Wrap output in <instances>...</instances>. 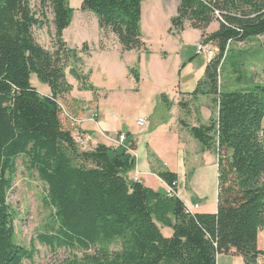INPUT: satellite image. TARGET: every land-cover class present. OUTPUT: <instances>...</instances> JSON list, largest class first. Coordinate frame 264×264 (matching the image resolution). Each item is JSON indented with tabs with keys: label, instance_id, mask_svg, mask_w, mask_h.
Here are the masks:
<instances>
[{
	"label": "trees",
	"instance_id": "16d2710c",
	"mask_svg": "<svg viewBox=\"0 0 264 264\" xmlns=\"http://www.w3.org/2000/svg\"><path fill=\"white\" fill-rule=\"evenodd\" d=\"M143 0H82V10L96 15L99 27L112 33L124 51L145 46L140 22ZM55 27L54 50L36 39V28ZM74 10L69 0H0V264H25L35 257L15 241L17 212L9 203L18 161L36 173L45 186L44 204L52 210L43 245L75 249L81 259L67 264H217L219 255L264 264L260 236L264 232V85L243 75L244 55L235 66L242 86L222 85V75L235 45L264 37V0H180L171 32L186 25L202 32L214 50L194 98L209 96L218 108L206 125L183 126L217 157L216 213L188 212L177 194L155 191L128 179L134 141L110 148L83 149L75 140L71 114L62 100L73 87L66 71L82 90L96 89L82 72L81 55L88 44L71 49L64 40ZM218 23L216 31L208 29ZM51 89L42 96L31 76ZM130 74L136 82L140 75ZM176 189L178 177L158 174ZM164 228H171L166 237ZM120 243L111 250L110 245Z\"/></svg>",
	"mask_w": 264,
	"mask_h": 264
},
{
	"label": "crops",
	"instance_id": "0c3cea01",
	"mask_svg": "<svg viewBox=\"0 0 264 264\" xmlns=\"http://www.w3.org/2000/svg\"><path fill=\"white\" fill-rule=\"evenodd\" d=\"M76 2L78 5L71 7L74 10L72 23L75 21L77 28H81L95 21L99 27L96 15L82 10V0ZM179 4L180 0H143L140 29L145 46L138 51H124L112 33L104 35L99 27L97 44L86 42L90 52L82 55V72L89 75L88 84L97 92L82 90L80 82L73 77V82L68 81L73 87L72 92L61 100L71 114L73 121H69V125L73 133H80L89 148L99 144L118 148V137L124 134L136 144V149L128 150L134 158L128 179L136 181L137 178L148 188L166 192L168 184L158 174L175 173L178 177L177 195L187 204L188 197H183L180 184L184 182L187 187L188 176L193 172L201 176L203 169L196 168L211 155L217 169L218 197V160L214 153L203 150L182 122L192 126L206 125L217 117L218 108L209 96L194 98L191 95L204 77L207 63L196 75L193 72L187 74L185 66L193 65L198 59L195 57L196 46L202 39V32L189 24L183 31L171 32L172 19L177 15ZM218 27L219 24L214 23L208 32L216 31ZM66 31L64 40L70 46ZM74 48H80V45L76 44ZM154 55L160 58L157 60ZM131 69L139 73L138 83L130 74ZM163 96L168 98L164 106L168 119L164 117L161 125L152 131L153 119ZM140 118L148 122L145 130L137 125ZM163 154L169 156V164L163 161ZM200 176L193 177L196 183ZM199 210L200 205L194 212L202 213ZM240 259L243 258L219 255L217 264H245Z\"/></svg>",
	"mask_w": 264,
	"mask_h": 264
},
{
	"label": "rangeland",
	"instance_id": "374dc122",
	"mask_svg": "<svg viewBox=\"0 0 264 264\" xmlns=\"http://www.w3.org/2000/svg\"><path fill=\"white\" fill-rule=\"evenodd\" d=\"M32 3L35 8H38L39 0H32ZM70 5L71 7H76L78 3L76 0H71ZM90 14L94 13L90 12ZM48 18L50 24L41 29L36 28L34 34L37 41L43 47L52 51L55 47V27L52 24L54 18L53 14L49 12ZM65 36L70 43V46H68L69 48L75 49L74 47H76V44H79L80 48L78 49H82L83 44L86 42H88L89 45L97 44L99 39V27L94 21L92 24H87L86 27L82 26L81 28H77V24L74 21L72 26L67 29ZM201 41L203 40L201 39ZM242 54L244 55V59L242 61L244 62V66L242 70L245 79L250 82H254V84L264 85V37L254 39L246 44L235 45L222 75V85H233L234 88L231 90H237L242 87L237 82V78H235L234 73L236 63L237 61L239 62L240 55ZM154 56L157 60L160 58L158 55ZM195 57L198 59L193 65L185 66V68L187 67L188 75L192 72L196 75L197 71L202 69L203 64L205 65L207 63L203 54H198L197 52ZM151 59L152 57H150V60ZM70 70V68L67 69L66 76L69 82H73L74 76H72ZM201 76L202 75L200 74V77ZM31 83L42 96L51 94L50 87L41 83L35 74H32L31 76ZM166 99L168 98L165 96L161 98V105L157 109L156 117L153 119L154 125L150 129L152 131H154L156 127L160 126L161 120L166 117L164 114ZM102 106L104 109L106 108L105 104ZM166 119H168V117H166ZM194 119H196V117H194ZM162 158L163 161L169 164L170 160L167 154H163ZM200 168L203 169L204 173L201 176L198 172L189 174L187 187L184 182H181L180 190L183 191L182 193H184V198H186L187 195L188 198L186 202L189 207L200 205L199 211L202 213H214L217 210V169L215 166V158L212 155L209 156L196 169L198 170ZM194 176H200L197 183L193 179ZM45 194V186L39 179L38 175L28 171L23 165V160L20 159L18 161V172L15 176L14 188L9 194V203L14 207L18 214L15 221L16 243L27 249L36 250L34 259L32 261L25 262V264H67L70 261L76 260V258L81 259L84 255L82 251L65 248L52 249L47 245H43L39 240V236L41 234L48 233V226L51 223V215L53 213L52 210L47 208L43 202ZM163 234L166 237H170L172 234L171 228H164ZM260 243L261 247L264 248V232L261 233ZM119 248V242H114L110 245L111 250H117ZM242 260L243 259H240L241 262H244Z\"/></svg>",
	"mask_w": 264,
	"mask_h": 264
},
{
	"label": "built area",
	"instance_id": "2783aa9c",
	"mask_svg": "<svg viewBox=\"0 0 264 264\" xmlns=\"http://www.w3.org/2000/svg\"><path fill=\"white\" fill-rule=\"evenodd\" d=\"M196 48H197L198 54H203L205 56L207 62H211L212 58L214 57V50L211 47L206 45L203 41H200L197 44ZM137 125L140 128H142L143 130H145L148 127V122L146 119L140 118L137 121ZM74 137H75L77 144L79 146H81V148H83V149L89 148L87 142L85 141V139L82 137V135L80 133H75ZM117 142L119 145L118 147L124 146L125 143L127 142V137L124 134H120ZM136 181H138L137 178H136ZM176 186H177V184H176ZM166 193L169 196H173V195L177 194L176 189H174L173 186L172 187L168 186ZM198 207H199L198 205H194V208H193V206L192 207L187 206V211L188 212H194V210L197 209Z\"/></svg>",
	"mask_w": 264,
	"mask_h": 264
}]
</instances>
